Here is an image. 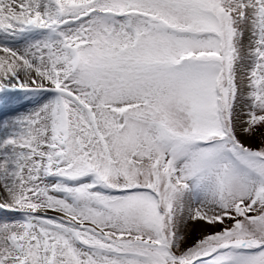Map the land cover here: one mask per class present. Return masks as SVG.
I'll list each match as a JSON object with an SVG mask.
<instances>
[{
	"label": "snow or ice",
	"instance_id": "snow-or-ice-1",
	"mask_svg": "<svg viewBox=\"0 0 264 264\" xmlns=\"http://www.w3.org/2000/svg\"><path fill=\"white\" fill-rule=\"evenodd\" d=\"M0 264H264V0H0Z\"/></svg>",
	"mask_w": 264,
	"mask_h": 264
}]
</instances>
